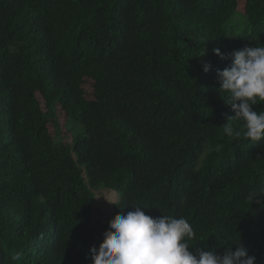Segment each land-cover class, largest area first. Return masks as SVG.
Returning <instances> with one entry per match:
<instances>
[{"label": "trees", "instance_id": "16d2710c", "mask_svg": "<svg viewBox=\"0 0 264 264\" xmlns=\"http://www.w3.org/2000/svg\"><path fill=\"white\" fill-rule=\"evenodd\" d=\"M238 2L0 0V264H92L134 206L186 218L194 253L241 242L264 264V141L224 133L242 122L213 52L264 44V0ZM57 106L70 147L47 132ZM98 189L118 201L94 224Z\"/></svg>", "mask_w": 264, "mask_h": 264}, {"label": "clouds", "instance_id": "9594fccd", "mask_svg": "<svg viewBox=\"0 0 264 264\" xmlns=\"http://www.w3.org/2000/svg\"><path fill=\"white\" fill-rule=\"evenodd\" d=\"M213 52L221 60L231 61L230 67L217 70L218 92L221 98L222 94L227 96L224 100L235 113L228 121L242 122L239 129L225 123L224 133L253 144L264 141V110L253 107L264 103V44L245 46L229 54L219 48ZM210 68V64L203 65L205 73ZM256 196L250 194L248 198L253 201ZM134 209L109 221L98 248L90 249L92 264H255L256 258L248 255L241 242L235 249L226 247L222 254L204 249L194 253L190 242L196 233L186 218L164 214L152 217L145 214L146 207Z\"/></svg>", "mask_w": 264, "mask_h": 264}, {"label": "rangeland", "instance_id": "374dc122", "mask_svg": "<svg viewBox=\"0 0 264 264\" xmlns=\"http://www.w3.org/2000/svg\"><path fill=\"white\" fill-rule=\"evenodd\" d=\"M238 5H237V9L238 10H243V1L244 0H238ZM243 27V25H240L236 30L241 29ZM83 90L85 92V97L86 99H92V82L90 80H85L84 84H83ZM33 98L38 99V101L40 102V106L42 108L43 111H45L44 109V102L41 99L40 95L37 93L35 94V92L31 93ZM54 110V115L52 117L48 118V123H47V132L50 136H52L53 138L59 140L62 144H64L67 147H70L71 144V137L70 134L68 133L67 129L65 128L66 126V121H67V117L65 112L61 109V107H55L53 108ZM75 130H78V128H76ZM75 134V133H74ZM97 195L95 196L96 201L94 203L95 208L97 206V208H99V210L94 211L95 213H93V223L96 224L98 222H103L105 220L106 217H108L111 213L110 208L114 205V203H116L118 201V195L116 193H114L113 191H106L103 189H98V192L96 193ZM94 198V200H95ZM112 201L114 203H111L109 201Z\"/></svg>", "mask_w": 264, "mask_h": 264}]
</instances>
